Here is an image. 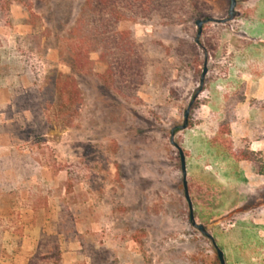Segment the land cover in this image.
<instances>
[{
  "label": "rangeland",
  "instance_id": "1",
  "mask_svg": "<svg viewBox=\"0 0 264 264\" xmlns=\"http://www.w3.org/2000/svg\"><path fill=\"white\" fill-rule=\"evenodd\" d=\"M139 1L0 0V208L44 226L28 264H219L169 142L206 60L174 137L193 215L225 264H264V174L244 160L264 158V0H236L199 45L195 22L225 19L229 0L180 5L175 22ZM14 234L32 253L23 223Z\"/></svg>",
  "mask_w": 264,
  "mask_h": 264
},
{
  "label": "crops",
  "instance_id": "2",
  "mask_svg": "<svg viewBox=\"0 0 264 264\" xmlns=\"http://www.w3.org/2000/svg\"><path fill=\"white\" fill-rule=\"evenodd\" d=\"M22 223L24 224L25 234L26 237H28V241L32 242V245L34 246V250L29 254L27 252H31V249H26L25 247H23V249H20L21 247L18 249L9 248V242L16 240L20 243V238L15 236L14 231L15 228L20 229ZM46 224L47 223L44 222V225ZM42 227L44 226L38 223L34 218L30 217L27 221L26 219H22L20 209L15 206L14 203L9 205L6 210L0 208V237H2L4 243L3 249L0 253V264H28L29 259L27 256H33V252L36 251V246L38 242H40L42 234L46 231ZM75 255L83 257L93 256L86 252L82 254L81 251H77L76 254L65 253L62 255L61 264H72L71 262L75 261ZM41 256L44 257V264H47V252L44 251V254Z\"/></svg>",
  "mask_w": 264,
  "mask_h": 264
},
{
  "label": "water",
  "instance_id": "3",
  "mask_svg": "<svg viewBox=\"0 0 264 264\" xmlns=\"http://www.w3.org/2000/svg\"><path fill=\"white\" fill-rule=\"evenodd\" d=\"M235 8H236V0H229L228 13H227V17L225 19L216 20V19L208 18V19L196 21L195 26L197 28V34H196V38L194 40L195 44L199 45L200 37L202 35L203 26L205 24H207V23L225 24V23L230 22L234 18ZM206 75H207V61L205 60V63L203 65V69H202V73L200 76L199 88L196 91V93L193 95L191 101L189 102V104L187 105V107L184 111L182 125L177 127V129H175V128L171 129L169 142L178 151V155H179V159H180V169H181V175H182V187H183V191H184V198H185V201L187 202L188 211H189V222L194 229H196L201 235L206 237L212 243V245L216 251V255H217L219 264H225L223 253L216 246L213 237L207 232V230L205 229V227L203 225L197 224L195 221V218L193 215V207H192V203H191V200L189 197L187 181H186L185 156H184L182 149L174 141L176 131H182L188 127V121H189L191 108L194 105V103L197 100L200 93L202 92V88L204 85V80H205Z\"/></svg>",
  "mask_w": 264,
  "mask_h": 264
},
{
  "label": "trees",
  "instance_id": "4",
  "mask_svg": "<svg viewBox=\"0 0 264 264\" xmlns=\"http://www.w3.org/2000/svg\"><path fill=\"white\" fill-rule=\"evenodd\" d=\"M136 1H139V0H136ZM142 1L145 3V7H149L153 0H142ZM192 1L193 0H159V2H161V12L163 14L164 20H166L167 22H175V20H177L175 15H174L176 8L179 7L180 5H185V4L188 5ZM139 2H141V0ZM90 50H94L93 46ZM90 52H92V51H90ZM85 59H87V58L85 57ZM81 60H82V58H80L79 53H75L74 58H72V60L70 62L72 64V66H77V65H79V63H81ZM64 78H66L65 75L57 74L56 84L54 87L55 91L59 92V96L57 97V101L55 104L59 105L60 108H63V110L65 109L67 103H68V106H67L68 108L71 106V100H72L71 94L68 96V93H65L67 91L66 90L67 87L65 89L63 87V90L61 89L62 80ZM67 79H68V77H67ZM66 95H67V98H66ZM261 105H262V108H264V103H262ZM60 114H62V113H60ZM256 141L264 142V128H262L259 131V136L256 137ZM246 152L247 153L244 154V160L249 161L252 164H254V168H256V174L263 175L264 174L263 154L261 152H256V154L254 152H250V151H246ZM255 155H256V163L253 159V156H255Z\"/></svg>",
  "mask_w": 264,
  "mask_h": 264
}]
</instances>
